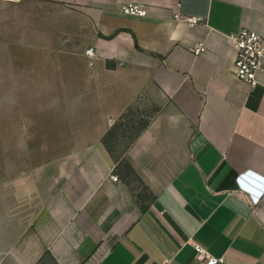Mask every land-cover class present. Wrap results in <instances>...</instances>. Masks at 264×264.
Listing matches in <instances>:
<instances>
[{
    "label": "crops",
    "instance_id": "1",
    "mask_svg": "<svg viewBox=\"0 0 264 264\" xmlns=\"http://www.w3.org/2000/svg\"><path fill=\"white\" fill-rule=\"evenodd\" d=\"M243 27L264 36V0H0V264H205L196 244L264 264V61L256 86L234 74ZM145 94L161 109L118 159L104 137Z\"/></svg>",
    "mask_w": 264,
    "mask_h": 264
},
{
    "label": "built area",
    "instance_id": "2",
    "mask_svg": "<svg viewBox=\"0 0 264 264\" xmlns=\"http://www.w3.org/2000/svg\"><path fill=\"white\" fill-rule=\"evenodd\" d=\"M18 2L21 0H4ZM122 11L130 15L146 16L148 11L142 5L129 3L122 6ZM175 19L186 23L189 26H195L206 22V17L201 15H184L181 12L175 14ZM228 42L236 50L233 72L242 81L251 86H256L260 82L259 72L264 61V36L257 30L249 27H243L237 32L227 35ZM206 50V45L201 43L193 47L196 56H200ZM88 55L95 57L97 53L95 48L87 50ZM114 180H119L117 175L112 176ZM197 256L205 264H222L224 257H216L200 244L195 245Z\"/></svg>",
    "mask_w": 264,
    "mask_h": 264
},
{
    "label": "rangeland",
    "instance_id": "3",
    "mask_svg": "<svg viewBox=\"0 0 264 264\" xmlns=\"http://www.w3.org/2000/svg\"><path fill=\"white\" fill-rule=\"evenodd\" d=\"M147 94L138 98L133 105L129 107L127 118L122 121V125L118 130V134L114 139H111L110 146L118 159H122L124 149L131 144V136L134 135L141 124L145 121L153 119L160 111L161 107L155 98H151ZM124 164V162H122ZM127 177L132 180L134 177L132 173L127 171Z\"/></svg>",
    "mask_w": 264,
    "mask_h": 264
},
{
    "label": "trees",
    "instance_id": "4",
    "mask_svg": "<svg viewBox=\"0 0 264 264\" xmlns=\"http://www.w3.org/2000/svg\"><path fill=\"white\" fill-rule=\"evenodd\" d=\"M129 108L127 109V111L123 114V116L117 121L115 122V124L111 127V129L107 132V134L104 137V143L111 149L110 146V141L111 139H114L117 134L119 133L118 130L122 125V121L127 118V112H128ZM149 120L145 121L143 124H141L140 128L138 129V131L131 136V143L134 142L136 140V138L141 134V132L149 125Z\"/></svg>",
    "mask_w": 264,
    "mask_h": 264
}]
</instances>
